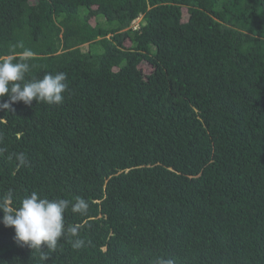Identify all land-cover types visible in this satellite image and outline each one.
I'll return each instance as SVG.
<instances>
[{
  "label": "trees",
  "instance_id": "obj_1",
  "mask_svg": "<svg viewBox=\"0 0 264 264\" xmlns=\"http://www.w3.org/2000/svg\"><path fill=\"white\" fill-rule=\"evenodd\" d=\"M12 45L68 89L0 111V197L90 207L46 261L0 223V264H264V0H0Z\"/></svg>",
  "mask_w": 264,
  "mask_h": 264
},
{
  "label": "clouds",
  "instance_id": "obj_2",
  "mask_svg": "<svg viewBox=\"0 0 264 264\" xmlns=\"http://www.w3.org/2000/svg\"><path fill=\"white\" fill-rule=\"evenodd\" d=\"M16 47L23 46L12 45L10 54L0 56V98L8 96L7 101L0 103V111L9 110L11 105L17 102H23L25 105H31L33 100L50 105L63 103V93L68 89L67 74L46 73L42 78L26 80V73L30 70L28 61L33 58L34 53L31 49L16 53ZM17 57L18 62L14 63ZM13 158L17 162V167L29 163L24 153L10 154L9 159ZM13 201L11 190L0 197V212L3 213L0 223L14 229L16 241L40 251V258L44 261L49 258L47 250H54L58 240L65 235V212L70 208L74 214L86 215L90 207L89 202L81 197H76L74 202L63 198L50 200L42 198L36 192L25 196L18 207L13 206ZM67 231L72 236L78 237L77 226ZM84 244L83 239L77 238L73 241L72 247L79 249ZM156 264H173V262L158 258Z\"/></svg>",
  "mask_w": 264,
  "mask_h": 264
},
{
  "label": "rangeland",
  "instance_id": "obj_3",
  "mask_svg": "<svg viewBox=\"0 0 264 264\" xmlns=\"http://www.w3.org/2000/svg\"><path fill=\"white\" fill-rule=\"evenodd\" d=\"M139 24V19L137 21H135V25H138Z\"/></svg>",
  "mask_w": 264,
  "mask_h": 264
}]
</instances>
